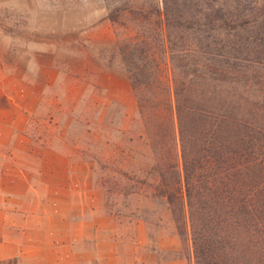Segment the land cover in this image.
Instances as JSON below:
<instances>
[{"label": "rangeland", "instance_id": "374dc122", "mask_svg": "<svg viewBox=\"0 0 264 264\" xmlns=\"http://www.w3.org/2000/svg\"><path fill=\"white\" fill-rule=\"evenodd\" d=\"M157 1L0 0V104L5 103L7 95L17 96L29 89L35 92L38 105L27 127L33 144L37 149L46 146L67 153L74 166L77 161L90 164L100 189V175L107 171L101 170L106 155L116 148L134 149L139 182L131 193L113 191L109 196L110 205L117 209L125 230L132 236L130 244H137L135 220L139 219L146 234L141 252L148 264L155 260L193 264L191 243L181 241L163 200L151 196L153 184L141 182L154 161L148 154L137 98L120 55L125 41L136 32L145 37L150 51L163 50L160 19L150 12ZM260 4L262 9L264 0ZM131 8H141L143 15L134 16L129 12ZM111 11L115 20L108 17ZM235 21L225 25L214 22L211 30L208 19H201L192 30L191 19L182 32L183 39L179 40L177 33L172 36L177 49L189 50L180 63L190 69L194 40L204 43L203 51L211 47L222 51L220 68L225 72L224 80L214 83L195 78V82H203L200 90L204 91L199 94L193 88L192 97L207 100L215 110L241 120V127L246 124L259 130L257 135L261 136L264 12L243 15L241 23ZM222 42L223 50L219 47ZM193 55L205 69L210 67L207 54ZM160 63L172 66L169 59L162 58ZM173 149L178 152L179 145ZM124 164L129 173L130 165ZM154 177L148 175L146 179L154 182ZM132 182L124 177L119 185L129 187Z\"/></svg>", "mask_w": 264, "mask_h": 264}, {"label": "trees", "instance_id": "16d2710c", "mask_svg": "<svg viewBox=\"0 0 264 264\" xmlns=\"http://www.w3.org/2000/svg\"><path fill=\"white\" fill-rule=\"evenodd\" d=\"M226 1L158 0L150 12L160 19L163 50L150 51L145 37L136 32L125 41L120 55L154 161L145 172L156 181L145 176L141 182L153 184L151 196L163 200L181 241L191 243L193 264H264V133L257 135L259 130L241 127V120L192 97L193 88L199 94L204 91L203 82L195 78L224 80L223 53L212 47L203 51L204 43L192 40V52L207 54L211 63L205 69L192 53L190 69L180 63L189 50L177 49L172 36L177 33L183 39L191 19L192 30L201 19H208L213 30L214 22L241 23L243 15L264 12L260 0H253V5L247 0ZM142 11L129 9L134 16L143 15ZM108 17L116 18L113 11ZM224 46V42L219 45L221 50ZM162 58L172 66H161ZM135 153L116 148L106 155L101 170L107 171L100 180L108 195L134 191L139 182ZM125 162L131 167L129 173ZM124 177L133 181L129 187L119 185Z\"/></svg>", "mask_w": 264, "mask_h": 264}, {"label": "crops", "instance_id": "0c3cea01", "mask_svg": "<svg viewBox=\"0 0 264 264\" xmlns=\"http://www.w3.org/2000/svg\"><path fill=\"white\" fill-rule=\"evenodd\" d=\"M37 105L31 89L0 104V264H148L144 225L135 220L132 246L91 165L33 144Z\"/></svg>", "mask_w": 264, "mask_h": 264}]
</instances>
